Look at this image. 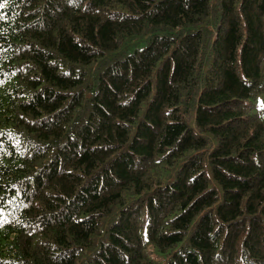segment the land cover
Returning <instances> with one entry per match:
<instances>
[{
	"label": "trees",
	"instance_id": "1",
	"mask_svg": "<svg viewBox=\"0 0 264 264\" xmlns=\"http://www.w3.org/2000/svg\"><path fill=\"white\" fill-rule=\"evenodd\" d=\"M0 264H264V0H0Z\"/></svg>",
	"mask_w": 264,
	"mask_h": 264
}]
</instances>
